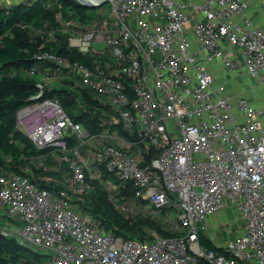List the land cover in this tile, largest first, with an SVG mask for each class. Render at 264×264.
Returning a JSON list of instances; mask_svg holds the SVG:
<instances>
[{
    "label": "built area",
    "instance_id": "2783aa9c",
    "mask_svg": "<svg viewBox=\"0 0 264 264\" xmlns=\"http://www.w3.org/2000/svg\"><path fill=\"white\" fill-rule=\"evenodd\" d=\"M255 1L264 7L106 0L105 17L61 20L68 47L86 61L41 51L30 71L37 91L16 127L44 151L40 163H56L62 188L40 187L29 168L0 169V233L44 251L47 264H264V105L234 97L205 66L243 67L249 89L264 94V28L246 15ZM62 88L85 123L47 97ZM96 186L122 215L154 219L169 235L140 241L104 231L74 203ZM228 209L235 229H219L215 218Z\"/></svg>",
    "mask_w": 264,
    "mask_h": 264
},
{
    "label": "trees",
    "instance_id": "16d2710c",
    "mask_svg": "<svg viewBox=\"0 0 264 264\" xmlns=\"http://www.w3.org/2000/svg\"><path fill=\"white\" fill-rule=\"evenodd\" d=\"M92 16L76 0H28L14 6H0V169L26 174L24 169L29 168L36 183L51 191L62 188V173L52 167L56 163L50 159L44 163L37 160L44 151L37 150L16 127V112L37 91L36 79L30 71L39 64L36 56L41 51H55L71 61H86V57L68 47L67 34L59 32L60 21L78 19L85 23ZM72 95L67 88L47 93V97L58 98L75 120L85 123V117H76L74 113L76 105ZM126 189L131 195L133 187L128 185ZM75 202L90 213L104 231L116 236L144 241L152 238V232L169 235L154 219L122 215L107 191L98 186L83 201ZM202 243L208 249H218L208 239H203ZM46 258L45 254L18 243L14 237L0 233V264H47Z\"/></svg>",
    "mask_w": 264,
    "mask_h": 264
},
{
    "label": "crops",
    "instance_id": "0c3cea01",
    "mask_svg": "<svg viewBox=\"0 0 264 264\" xmlns=\"http://www.w3.org/2000/svg\"><path fill=\"white\" fill-rule=\"evenodd\" d=\"M186 3H199L204 0H180ZM4 2V0H0V4ZM190 17L195 20H203L201 15L196 13H189ZM247 17L252 21L255 26L264 28V7L261 5L259 1H255L246 11ZM193 22L188 25V31H192ZM206 68H209L215 75L216 80L219 83L226 84L228 87V92L232 94L234 97H245L248 101L251 102L254 106H262L264 105V94L260 97H256L254 93L262 90H250V86L252 85V81L248 78L245 73V69L240 67L235 72H228L226 69L221 67L220 64H206ZM37 78L41 79L42 76H38ZM66 85L67 82H64ZM213 234L214 231H212Z\"/></svg>",
    "mask_w": 264,
    "mask_h": 264
},
{
    "label": "rangeland",
    "instance_id": "374dc122",
    "mask_svg": "<svg viewBox=\"0 0 264 264\" xmlns=\"http://www.w3.org/2000/svg\"><path fill=\"white\" fill-rule=\"evenodd\" d=\"M27 1L28 0H4V2H2L0 4V6L9 7V6L18 5V4H21L23 2H27ZM85 11L87 12L88 15H93L92 17H95L96 12H100V17L102 18V17H105V13L107 14L109 10H108V5L105 4L102 7H85ZM96 47L98 49H105L106 46H105V43L102 42V43H97L96 44ZM254 95L257 98L258 97H260V98L263 97L262 96L263 93L261 91H258L256 93H254ZM233 218H234V214H233V212L230 209L224 210L221 214H219V215L216 216V218H215V226L219 227V229H220V226H222V225H225V226L226 225H229V226L231 225L232 230H234L235 229V226L233 225ZM232 230H231V232H232ZM155 233L156 232H154V234ZM220 238L223 241L225 239L229 238V231L225 229L222 232V236ZM15 239H16V241L18 243L23 244V245H25V246H27L29 248H32V249L38 251L41 254H44V251L36 248L35 246H33L32 244H30V243H28L26 241H24L21 237L16 236ZM46 260H48V259L46 258ZM47 263H48V261H47Z\"/></svg>",
    "mask_w": 264,
    "mask_h": 264
},
{
    "label": "water",
    "instance_id": "95a60500",
    "mask_svg": "<svg viewBox=\"0 0 264 264\" xmlns=\"http://www.w3.org/2000/svg\"><path fill=\"white\" fill-rule=\"evenodd\" d=\"M81 1V0H80ZM84 4V7H101V6H104L107 2H106V0H104V1H102V2H100V3H95L94 1H90V3H85V2H83Z\"/></svg>",
    "mask_w": 264,
    "mask_h": 264
}]
</instances>
